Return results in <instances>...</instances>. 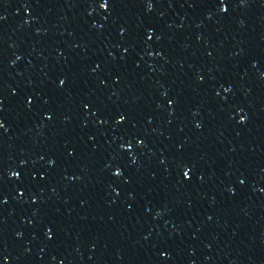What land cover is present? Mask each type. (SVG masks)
Returning <instances> with one entry per match:
<instances>
[{
	"label": "water",
	"instance_id": "95a60500",
	"mask_svg": "<svg viewBox=\"0 0 264 264\" xmlns=\"http://www.w3.org/2000/svg\"><path fill=\"white\" fill-rule=\"evenodd\" d=\"M102 2L0 0V264H264V0Z\"/></svg>",
	"mask_w": 264,
	"mask_h": 264
},
{
	"label": "snow or ice",
	"instance_id": "6c2138e0",
	"mask_svg": "<svg viewBox=\"0 0 264 264\" xmlns=\"http://www.w3.org/2000/svg\"><path fill=\"white\" fill-rule=\"evenodd\" d=\"M219 5H220V11L222 13H227V11H228V7L226 6L227 5V0H219ZM99 6L102 9H108L111 6L110 0H104V2L100 3ZM3 19H4V17L0 16V20H3ZM149 39H151V37H149ZM59 84H60V86H63L64 80L61 79L59 81ZM223 90L225 92H229L230 91V88L229 87H224ZM169 103H172V102L170 101ZM48 119H51V117H48ZM125 119H126V117L123 114H121L117 118V123L123 122ZM245 120H246V117H242L240 122L243 123V122H245ZM197 127H199V125H197ZM3 128H4V124L2 122H0V129H3ZM70 155H71V153H70ZM50 163H54V161H50ZM185 167H187V166H185ZM116 174L117 175H120L121 173L119 171H117ZM13 175L16 176L18 174L17 173H13ZM183 175H184V178L185 179H188L189 178V172L188 171H185L183 173ZM240 183L242 184V183H244V181L241 180Z\"/></svg>",
	"mask_w": 264,
	"mask_h": 264
}]
</instances>
